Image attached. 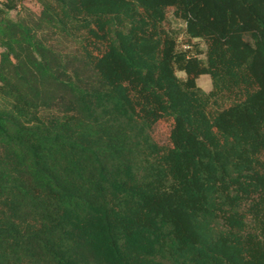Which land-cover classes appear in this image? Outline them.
I'll return each mask as SVG.
<instances>
[{
	"label": "trees",
	"instance_id": "obj_1",
	"mask_svg": "<svg viewBox=\"0 0 264 264\" xmlns=\"http://www.w3.org/2000/svg\"><path fill=\"white\" fill-rule=\"evenodd\" d=\"M24 1L0 0V264H264V0Z\"/></svg>",
	"mask_w": 264,
	"mask_h": 264
},
{
	"label": "rangeland",
	"instance_id": "obj_2",
	"mask_svg": "<svg viewBox=\"0 0 264 264\" xmlns=\"http://www.w3.org/2000/svg\"><path fill=\"white\" fill-rule=\"evenodd\" d=\"M24 4L30 8L31 10L38 12L39 6L36 2V0H25ZM10 16H14V12L10 13ZM165 27L168 28H180L181 27V22L174 19L171 16V11H167L166 15V20L164 23ZM178 76L183 77L184 74L182 73H177ZM197 84L200 88H202L204 91H207L210 89V79L208 75H201L197 79ZM171 132H172V122L170 119H162L158 121L155 126L153 127L152 130V135L154 139L159 142V143H170V137H171Z\"/></svg>",
	"mask_w": 264,
	"mask_h": 264
}]
</instances>
